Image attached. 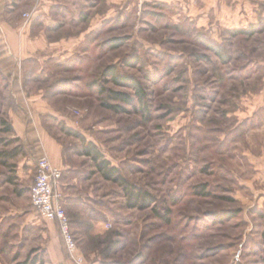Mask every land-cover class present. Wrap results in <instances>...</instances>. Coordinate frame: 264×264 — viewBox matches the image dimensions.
<instances>
[{"label": "rangeland", "instance_id": "rangeland-1", "mask_svg": "<svg viewBox=\"0 0 264 264\" xmlns=\"http://www.w3.org/2000/svg\"><path fill=\"white\" fill-rule=\"evenodd\" d=\"M48 1L62 46L26 68L51 81L49 130L80 168L61 178L94 189L83 209L104 231L84 244L76 235L86 264H264V177L247 156L264 139V0L244 28L217 10L190 16L147 0ZM7 134L0 127V264H75L58 229L60 258L48 249L49 220L30 204L40 153ZM87 143L125 185L80 154ZM132 190L150 194L148 207L127 205Z\"/></svg>", "mask_w": 264, "mask_h": 264}, {"label": "crops", "instance_id": "crops-1", "mask_svg": "<svg viewBox=\"0 0 264 264\" xmlns=\"http://www.w3.org/2000/svg\"><path fill=\"white\" fill-rule=\"evenodd\" d=\"M259 1L147 0L145 6L158 5L168 7V9H181L190 16H198L203 13L202 11L208 16L209 11L217 10L226 23L233 22L243 27L244 21H247L244 17L253 23L257 22ZM50 6L51 2L48 0H0V127L8 132L2 137H8L11 140L15 138L25 143L31 140L37 153L46 154L50 162L60 167L62 172L70 173L80 168L70 161L59 139H55L49 130L53 125H57V122L49 115L53 112L52 106L48 105L45 100V97H48L45 88H52L51 81L47 79L49 82L43 86L36 84L42 80L34 76L37 74L33 70L26 68L28 60H48L55 54L56 43L62 46V42L54 40L56 24L50 17ZM24 13L29 15L24 17ZM79 15H81V20L86 19L85 12ZM251 120L248 118L246 122ZM7 127L9 130L6 129ZM262 142L263 147L260 150L247 152L248 160L252 163L254 177H264V139ZM80 154L85 156L82 151ZM9 155V152H4L5 158ZM75 177L66 182V179L61 178L58 190L65 193L64 207L70 216L73 234L76 238L79 236L84 244L91 236H101L104 225L97 219H90L89 224L82 203L87 199L89 201L94 189L87 177H84V182H86L83 188L82 183H76ZM47 225L51 236L48 249L59 259L61 251L56 232L57 224L49 220ZM90 252L85 251L88 254L85 255L86 258L94 255V252L93 254ZM77 254L82 256V264H86L83 253L77 251ZM99 259L97 257V260L89 264H98Z\"/></svg>", "mask_w": 264, "mask_h": 264}, {"label": "built area", "instance_id": "built-area-1", "mask_svg": "<svg viewBox=\"0 0 264 264\" xmlns=\"http://www.w3.org/2000/svg\"><path fill=\"white\" fill-rule=\"evenodd\" d=\"M138 7L146 0H134ZM24 13V17L28 16ZM62 169L50 162L46 154H40L36 159L33 182L30 186V204L44 218L56 222L59 235L66 251L75 264H82V256L77 254V239L73 234L62 192L58 185L61 180Z\"/></svg>", "mask_w": 264, "mask_h": 264}, {"label": "trees", "instance_id": "trees-1", "mask_svg": "<svg viewBox=\"0 0 264 264\" xmlns=\"http://www.w3.org/2000/svg\"><path fill=\"white\" fill-rule=\"evenodd\" d=\"M108 74L112 77L113 81L117 84L122 85H128L134 88L135 92L138 94V98H142V88L138 83L134 81L133 78L125 77L122 75H119L118 73H113L112 69L108 71ZM112 98L122 99L124 102L130 103L132 98L127 96L126 94H123L121 92L115 91L112 93ZM117 108V106L113 107ZM9 127V126H8ZM6 128L9 130V128ZM69 134H72L69 130H67ZM82 154L85 156H91V158L94 160V162L97 163V169L102 173V176H104L108 180H112L116 183H120L121 185H125L124 178L117 174V170L114 166H111L110 161L105 159L104 157H100L99 151L95 149L94 146H92L90 143H87L84 146V149L82 150ZM126 188V186H125ZM151 202L150 194L146 193L142 190H132L129 194L127 205L130 207L133 206H139L141 208L148 207L149 203Z\"/></svg>", "mask_w": 264, "mask_h": 264}]
</instances>
